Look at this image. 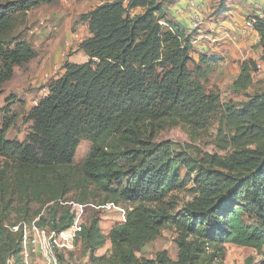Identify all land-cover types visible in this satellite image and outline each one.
<instances>
[{
    "label": "trees",
    "instance_id": "1",
    "mask_svg": "<svg viewBox=\"0 0 264 264\" xmlns=\"http://www.w3.org/2000/svg\"><path fill=\"white\" fill-rule=\"evenodd\" d=\"M175 1L101 0L81 16L89 36L79 48L88 59L64 63L63 73L29 111L31 130L22 143L0 135V151L43 166L70 165L80 138L91 142L80 180L93 185L96 202L123 198L131 204L124 222L108 233L113 249L109 264H222L213 245L221 248L228 239L258 250L264 245V89L246 93L257 63H239L232 87L244 92L242 101L221 102L219 92H205L198 78L206 71L201 64L209 61L203 53L194 61L193 34L167 10ZM225 1L220 0L214 17L223 14ZM35 3L0 4V35L11 12ZM137 9L141 12L130 15ZM254 30L257 47L264 49V20L258 19ZM0 56L1 85L14 66L35 52L18 41L13 49L1 48ZM219 112L216 145L221 153H204L198 160L174 151L169 141H155L166 127L204 130L200 128ZM181 167L193 174L187 180L192 195L182 211L172 214L174 204L165 198L185 185ZM3 176L0 171V182ZM124 177L126 187H113ZM43 223L40 216L37 225ZM168 225L177 231L176 258L165 250L154 258L137 257ZM90 236L95 239L92 249L104 240L95 222ZM0 258L4 264L9 257L0 252Z\"/></svg>",
    "mask_w": 264,
    "mask_h": 264
},
{
    "label": "rangeland",
    "instance_id": "2",
    "mask_svg": "<svg viewBox=\"0 0 264 264\" xmlns=\"http://www.w3.org/2000/svg\"><path fill=\"white\" fill-rule=\"evenodd\" d=\"M12 1L19 0H0V4ZM36 1L37 3L26 10L11 12L8 28L0 35V50L13 49L18 41H24L35 52L32 59L20 66H14L10 78L0 85V135L4 141L22 143L31 130L29 111L46 95L47 85L51 80L63 73L64 63H82L88 59L79 48L80 42L89 36L86 22L81 16L101 2V0ZM219 4L220 0H208V4H202V21L213 16ZM185 10L190 17L186 8ZM140 12V9L130 11V15ZM203 27L205 24L201 22L198 29ZM238 27L236 26L238 28L236 31L228 33L227 42L216 41L210 42L209 45L204 44L201 40L203 38H199L197 42L202 49L205 45V52L208 54L204 52L203 54L209 61L208 64L207 62L201 64L206 71L205 75L198 79L205 92H219L221 102L238 103L244 99V92L235 91L232 84L238 76L239 63L249 57H254L260 68L256 67L257 71L254 72L246 93L253 94L264 89V51L254 47L250 39L251 33L243 31L240 25ZM195 30H192L193 36L197 35ZM215 47L217 50H214ZM193 52L197 59L200 51L194 47ZM218 56L222 57L220 61ZM1 65L0 56V68ZM188 68L193 72L195 63L190 62ZM194 75L196 76L195 71ZM219 117L220 112L211 118L206 127L200 128L204 130L196 132L183 124L166 127L159 132L155 141H169L174 151H186L198 160L204 153H221L216 145ZM90 147L89 140L80 138L74 160L70 165L50 166L22 162L11 154L0 151V171L4 172L0 182L1 257L8 254L13 264H43L44 247L47 243L52 246L53 231L66 229V222L72 216L75 217L73 204H80L83 205L79 219L80 231L70 245L65 247L61 246V243L59 245L53 243L52 250L59 264H109L113 249L108 233L115 225L124 222L131 204L121 198L114 201L117 208L110 210L96 208L102 203L96 202L98 197H92L93 185L80 180L83 160ZM180 173L185 185L169 193L165 198V201L174 204L172 214L182 211L184 204L192 195V185L187 180L193 174L182 167ZM126 182L127 178L124 177L121 182H114L112 185L118 187L119 183V186L124 188ZM40 216L45 218V223L38 226ZM94 222L104 240L99 247L92 249L95 239L90 236V230ZM33 225H37L38 229L43 228L44 234L38 235ZM176 237V229L168 225L136 255L154 258L157 252L165 250L171 259H175ZM212 248L217 250L222 264H262L264 261V245L258 250L228 239L221 248L218 245H213ZM100 257H103V260L93 261Z\"/></svg>",
    "mask_w": 264,
    "mask_h": 264
},
{
    "label": "crops",
    "instance_id": "3",
    "mask_svg": "<svg viewBox=\"0 0 264 264\" xmlns=\"http://www.w3.org/2000/svg\"><path fill=\"white\" fill-rule=\"evenodd\" d=\"M187 1L188 0H177L173 4H169L167 6V10L170 13L171 17L177 23H179L188 32L193 33V31L190 30L188 26L189 17H188V13L185 10ZM194 1L198 2L201 5L208 4V0H194ZM225 3L226 5L224 8V12L220 17L216 18L213 15L211 17H208L207 19H204V21L202 22H204L205 27H203V29L199 28L195 30V33H197V35L192 36L191 38L193 48L194 47L198 49L202 48L200 44H197L199 38H203L201 40L204 42V44L207 43L209 45H210V42L212 43L216 41H219V42L221 41V43L222 41L227 42L226 38H228V33H232L236 31L239 28L238 25L242 26L243 17L246 16L247 14H250L248 13V11H251V13H253L258 6H261L264 3V0H229L228 2H225ZM236 26L238 28H236ZM247 33H251L250 39H252L254 47L257 50L264 51V49L257 47V42L259 41L258 33L254 30L250 32L247 31ZM247 33H244V34H247ZM216 48L217 47H215L214 50H217ZM203 50H204V53H207V51L205 52L206 50L205 45H204ZM192 56L194 58V61L198 62L199 55H197V59H196L194 57V52H193ZM217 58L219 59L218 61H220L222 57L218 56ZM248 59H254V57H249ZM72 63H75V62H72Z\"/></svg>",
    "mask_w": 264,
    "mask_h": 264
},
{
    "label": "built area",
    "instance_id": "4",
    "mask_svg": "<svg viewBox=\"0 0 264 264\" xmlns=\"http://www.w3.org/2000/svg\"><path fill=\"white\" fill-rule=\"evenodd\" d=\"M186 9L190 14L189 17V29L195 30L198 29L199 25L202 22V6L198 2L194 0H188L186 3ZM264 20V3L261 6H258L253 13L247 14L242 27L243 31H253L254 30V24L258 20ZM255 31V30H254ZM200 53H203L204 50L202 48L198 49ZM257 68H260V66L257 64ZM37 103V102H36ZM35 103V104H36ZM83 205L80 204H73L72 210L75 211V217L74 222L72 225L66 229H63L59 232H54L52 242L59 245L61 243V246L67 247L71 244V241L75 238L78 231L81 229V222H80V216L82 211ZM97 209H107L110 210L112 208H117L116 205L113 202H106L101 205L96 206ZM119 209V208H118ZM125 220V218H124ZM33 228L37 232L38 235L44 234L43 228H37V225H33ZM52 243V246L50 243L46 244V247H44V255H43V264H59V261L54 254L52 247H54V244ZM4 264H13L11 260L6 259Z\"/></svg>",
    "mask_w": 264,
    "mask_h": 264
}]
</instances>
